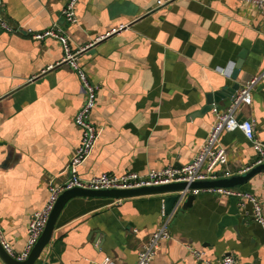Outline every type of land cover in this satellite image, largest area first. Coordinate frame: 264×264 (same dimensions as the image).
Returning <instances> with one entry per match:
<instances>
[{
    "label": "crops",
    "instance_id": "crops-1",
    "mask_svg": "<svg viewBox=\"0 0 264 264\" xmlns=\"http://www.w3.org/2000/svg\"><path fill=\"white\" fill-rule=\"evenodd\" d=\"M68 1L3 0L18 29L0 28V226L16 253L50 186L71 176L82 139L74 116L85 101L77 73L60 63L61 43L35 40L29 31L57 23L74 47L89 45L79 61L100 88L91 114L97 139L77 167L83 178L184 166L214 123L213 104L227 109L236 85L264 71V10L238 0H78L76 23L62 16ZM237 114L254 119L264 141V81ZM219 144L228 152V162L215 168L219 177L240 174L257 158L240 129L222 132ZM236 188L256 194L264 208V172ZM166 195L70 199L38 262L136 264ZM186 199L154 264H202L225 254L238 264H264V228L249 201L201 191L183 208Z\"/></svg>",
    "mask_w": 264,
    "mask_h": 264
},
{
    "label": "built area",
    "instance_id": "built-area-1",
    "mask_svg": "<svg viewBox=\"0 0 264 264\" xmlns=\"http://www.w3.org/2000/svg\"><path fill=\"white\" fill-rule=\"evenodd\" d=\"M77 1L78 0H69L62 10L63 18L69 23H76L78 21L76 13ZM173 1L176 0H162L161 3L166 4ZM238 1L243 4L251 5L256 9L264 10V0ZM0 28L7 32H15L18 29V27L12 25L5 17L3 0H0ZM29 34L35 40L54 38L61 43L63 56L60 63L69 65L77 73L85 93V101L74 116V122L82 129V139L70 160L71 176L62 184L50 186V194L46 203L40 210L34 213L28 223V237L25 248L21 253L13 251L11 244L5 238L0 226V242L7 253L17 260L23 261L29 257L35 244L41 237L60 195L68 189L75 187L96 190L131 189L173 182L186 181L190 183L196 180L219 178V172L215 171V168L219 165H225L228 162V152L225 147L219 144V138L222 132L232 131L234 129H240L243 132L245 138L251 143L252 148L257 153V158L253 165L243 170L241 173L248 171L256 165L264 163V141L256 134L255 120L252 118L239 119L237 116L239 109L251 104L255 86L264 81V71H262L259 74L249 75L240 82L238 89L232 95L227 109L221 110L218 105L213 104L212 112L215 115L214 123L193 159L184 166H167L161 169H151L147 173L126 171L122 174L101 173L89 178L79 176L77 167L90 154L97 139V127L91 120V114L97 105L100 87L97 83L90 80L88 73L79 61L81 53L89 45L74 47L69 35L57 23H54L51 27L43 31H29ZM201 191H211L221 195L237 197L241 200L242 205L249 201L254 210L255 221L260 223L264 228L263 204L253 192L243 191L236 187H216L207 189L187 188L177 192L179 198L170 212L166 211V205L163 204L158 226L139 250L136 264H154L156 253L162 241L171 237L170 223L175 212L188 195H197ZM188 248L196 259L203 258V252L200 250L195 249L192 245H188ZM102 264L115 263L112 259L105 258ZM202 264H238V259L233 254H225L218 260L204 259L202 260Z\"/></svg>",
    "mask_w": 264,
    "mask_h": 264
},
{
    "label": "water",
    "instance_id": "water-1",
    "mask_svg": "<svg viewBox=\"0 0 264 264\" xmlns=\"http://www.w3.org/2000/svg\"><path fill=\"white\" fill-rule=\"evenodd\" d=\"M243 55L244 54H240V57H243ZM236 66L239 67L240 66L239 63H237ZM237 86L239 87V85H236V87ZM213 98L216 97L213 96ZM210 102H211L210 104H213L214 101L212 100ZM261 172H264V163L256 165L244 173L233 174L226 177H219L214 179L196 180L190 183L186 181H181V182H173V183L161 184V185L143 186V187L131 188V189L96 190V189H85L79 187L68 189L60 195L50 215L48 223L41 237L39 238L38 242L35 244L34 248L32 249L29 257L23 261L17 260L15 257L7 253V251L3 248L1 242H0V257L6 264H41L40 262H38V260L40 258L42 251L50 243L52 239L53 231L56 227L57 220L59 218L62 209L70 199L77 196L121 199L125 197H132V196L146 195V194H169L164 197L165 198L164 202L166 205V211L170 212L179 198L177 192H180L181 190L187 188L207 189V188H216V187H240L245 183H247L255 175ZM195 197L196 195L194 194L188 195L187 199L183 204V208H187L188 206H190L193 203ZM44 264H49V263H44Z\"/></svg>",
    "mask_w": 264,
    "mask_h": 264
}]
</instances>
